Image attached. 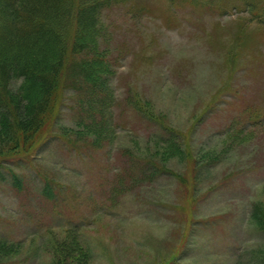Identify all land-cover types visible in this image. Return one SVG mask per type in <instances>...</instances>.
<instances>
[{
    "label": "rangeland",
    "instance_id": "1",
    "mask_svg": "<svg viewBox=\"0 0 264 264\" xmlns=\"http://www.w3.org/2000/svg\"><path fill=\"white\" fill-rule=\"evenodd\" d=\"M244 3L103 13L109 88L64 91L54 136L0 163V264H255L264 18Z\"/></svg>",
    "mask_w": 264,
    "mask_h": 264
},
{
    "label": "trees",
    "instance_id": "2",
    "mask_svg": "<svg viewBox=\"0 0 264 264\" xmlns=\"http://www.w3.org/2000/svg\"><path fill=\"white\" fill-rule=\"evenodd\" d=\"M200 1L213 7L223 2ZM127 2L0 0V163L29 162L37 146L54 136L64 91L92 86L99 98L102 93L98 91L109 88L108 77L114 71L109 52L102 46L101 18L113 4ZM261 3L264 5V0H245L252 21L264 18ZM87 104L94 103L87 100ZM260 112L258 108L250 110L252 123L264 118ZM171 144L170 148H175ZM45 193L51 197L47 185ZM263 207L257 203L251 213V221L262 232ZM256 253L255 264H264V244Z\"/></svg>",
    "mask_w": 264,
    "mask_h": 264
}]
</instances>
